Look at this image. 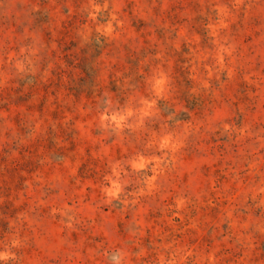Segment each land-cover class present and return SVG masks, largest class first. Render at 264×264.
Returning a JSON list of instances; mask_svg holds the SVG:
<instances>
[{
	"label": "rangeland",
	"instance_id": "obj_1",
	"mask_svg": "<svg viewBox=\"0 0 264 264\" xmlns=\"http://www.w3.org/2000/svg\"><path fill=\"white\" fill-rule=\"evenodd\" d=\"M0 264H264V0H0Z\"/></svg>",
	"mask_w": 264,
	"mask_h": 264
}]
</instances>
